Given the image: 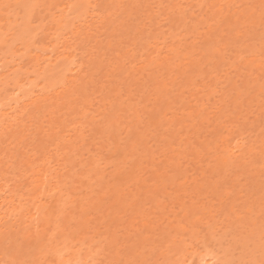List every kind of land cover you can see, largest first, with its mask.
<instances>
[{
	"label": "rangeland",
	"instance_id": "rangeland-1",
	"mask_svg": "<svg viewBox=\"0 0 264 264\" xmlns=\"http://www.w3.org/2000/svg\"><path fill=\"white\" fill-rule=\"evenodd\" d=\"M15 77L0 264L264 262V0H0Z\"/></svg>",
	"mask_w": 264,
	"mask_h": 264
},
{
	"label": "bare ground",
	"instance_id": "bare-ground-1",
	"mask_svg": "<svg viewBox=\"0 0 264 264\" xmlns=\"http://www.w3.org/2000/svg\"><path fill=\"white\" fill-rule=\"evenodd\" d=\"M16 19H18V17ZM24 21H25V18H24ZM23 27H22L23 30L22 29L21 30H22V32H25L27 30L26 28H28V25H25ZM6 82H7V79L0 80V86L1 85L3 86ZM12 88H13L12 90L15 92L14 96L8 97V101L6 103L0 102V111L5 106H7V109L13 108L10 110L11 115L7 119H5V117H3L2 114H0V153L2 151V145L5 142H7L8 140H10L11 142H14V145L17 149L24 146V133L23 132L26 131V122H28L27 118L25 117L27 112H28L26 101L28 100L29 95L27 94V89L24 87V83H21V79L19 77H15ZM12 101L14 102L13 104H15V105L10 108ZM4 121H7L6 125H5ZM10 127H13L14 129L10 130ZM8 132H10V134ZM16 155L20 157L22 155V151H19L18 153L15 154V156ZM6 162H7V160H5V158H3V157L0 158V175L2 174L1 167H2V165H5ZM6 187H7V185H6ZM7 190L8 189L5 188L4 192H6ZM0 199H1L0 200V240H2V242H3V240L5 238L4 235L7 234V233L5 234V230L10 228L9 227L6 229L5 226L11 225V224H9V222H8V224H5L4 221L7 220V218H11V216L12 217L17 216L18 214H20V211L19 210L14 211V209H16L17 207L13 206L14 208H12L11 207L12 205L10 206V204H13L12 201H6L5 202V196L3 197L0 194ZM8 207L12 208L11 212H10V210L8 212ZM3 208L7 209V210H2ZM3 218H6V219L4 221H2ZM4 227H5V229H3ZM10 233H12V232H10ZM8 234H9V232H8ZM9 236L10 235H8V237ZM2 242H1V244H2Z\"/></svg>",
	"mask_w": 264,
	"mask_h": 264
},
{
	"label": "snow or ice",
	"instance_id": "snow-or-ice-1",
	"mask_svg": "<svg viewBox=\"0 0 264 264\" xmlns=\"http://www.w3.org/2000/svg\"><path fill=\"white\" fill-rule=\"evenodd\" d=\"M262 264H264V262H262Z\"/></svg>",
	"mask_w": 264,
	"mask_h": 264
}]
</instances>
